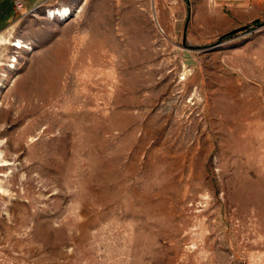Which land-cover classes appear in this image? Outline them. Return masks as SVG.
<instances>
[{
	"label": "rangeland",
	"instance_id": "1",
	"mask_svg": "<svg viewBox=\"0 0 264 264\" xmlns=\"http://www.w3.org/2000/svg\"><path fill=\"white\" fill-rule=\"evenodd\" d=\"M22 1L0 264H264V18L224 36L209 0Z\"/></svg>",
	"mask_w": 264,
	"mask_h": 264
},
{
	"label": "crops",
	"instance_id": "2",
	"mask_svg": "<svg viewBox=\"0 0 264 264\" xmlns=\"http://www.w3.org/2000/svg\"><path fill=\"white\" fill-rule=\"evenodd\" d=\"M17 0H0V31L4 29L16 14L14 4ZM32 0H26L30 4ZM51 2V1H50ZM48 2V5H51ZM208 10L203 12L206 22L214 26L215 31H235L241 27L264 18V0H209ZM227 32V33H228Z\"/></svg>",
	"mask_w": 264,
	"mask_h": 264
},
{
	"label": "bare ground",
	"instance_id": "3",
	"mask_svg": "<svg viewBox=\"0 0 264 264\" xmlns=\"http://www.w3.org/2000/svg\"><path fill=\"white\" fill-rule=\"evenodd\" d=\"M71 13V9L69 7H64L62 9H58V10H53L51 11V14L53 15V17H55V15L59 16V17H62V18H65L67 16H69V14ZM16 47H22L21 46V41H17L16 44L14 45Z\"/></svg>",
	"mask_w": 264,
	"mask_h": 264
},
{
	"label": "built area",
	"instance_id": "4",
	"mask_svg": "<svg viewBox=\"0 0 264 264\" xmlns=\"http://www.w3.org/2000/svg\"><path fill=\"white\" fill-rule=\"evenodd\" d=\"M15 6H16V8L17 9H23L24 8V3H23V1L22 0H17L16 2H15Z\"/></svg>",
	"mask_w": 264,
	"mask_h": 264
},
{
	"label": "trees",
	"instance_id": "5",
	"mask_svg": "<svg viewBox=\"0 0 264 264\" xmlns=\"http://www.w3.org/2000/svg\"><path fill=\"white\" fill-rule=\"evenodd\" d=\"M259 22L258 20H256L254 23H257ZM235 31H231V32H228L226 33L224 36H229V35H232Z\"/></svg>",
	"mask_w": 264,
	"mask_h": 264
},
{
	"label": "water",
	"instance_id": "6",
	"mask_svg": "<svg viewBox=\"0 0 264 264\" xmlns=\"http://www.w3.org/2000/svg\"><path fill=\"white\" fill-rule=\"evenodd\" d=\"M248 27V25H246V26H244V27H241V28H247Z\"/></svg>",
	"mask_w": 264,
	"mask_h": 264
}]
</instances>
